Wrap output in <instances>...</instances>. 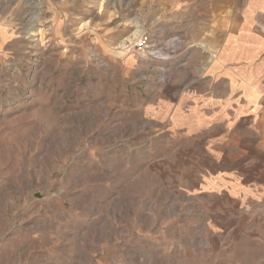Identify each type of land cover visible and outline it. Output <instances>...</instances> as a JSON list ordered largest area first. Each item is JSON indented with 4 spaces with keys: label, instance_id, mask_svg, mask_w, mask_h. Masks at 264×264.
<instances>
[{
    "label": "rangeland",
    "instance_id": "374dc122",
    "mask_svg": "<svg viewBox=\"0 0 264 264\" xmlns=\"http://www.w3.org/2000/svg\"><path fill=\"white\" fill-rule=\"evenodd\" d=\"M181 1L0 0V264H264V217L213 252L179 236L192 215L150 214L149 141L199 35Z\"/></svg>",
    "mask_w": 264,
    "mask_h": 264
},
{
    "label": "crops",
    "instance_id": "0c3cea01",
    "mask_svg": "<svg viewBox=\"0 0 264 264\" xmlns=\"http://www.w3.org/2000/svg\"><path fill=\"white\" fill-rule=\"evenodd\" d=\"M179 4L185 17L199 9V35L186 33L179 41L188 85L174 87L166 100L174 103L166 109L167 125H161L168 136L159 137V147L156 138L149 141V169L163 177V201L151 204L150 214L163 207L164 222L190 221L192 215L203 230L187 226L179 236L184 243L206 238L204 246L218 252L233 244L231 235L255 230L254 224H262L257 218L264 217V0ZM189 23L186 31L193 27ZM175 111L186 113V120L172 131L167 128L174 126ZM150 223L162 225L156 217ZM262 237L256 238L263 243Z\"/></svg>",
    "mask_w": 264,
    "mask_h": 264
}]
</instances>
